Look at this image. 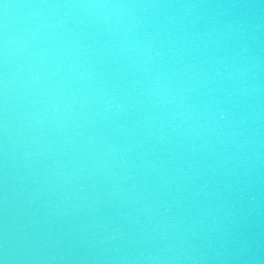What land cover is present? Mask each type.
<instances>
[{
  "label": "water",
  "instance_id": "water-1",
  "mask_svg": "<svg viewBox=\"0 0 264 264\" xmlns=\"http://www.w3.org/2000/svg\"><path fill=\"white\" fill-rule=\"evenodd\" d=\"M4 2L10 53L35 32L79 69L10 85L0 236L28 233L37 259L5 264H264V8ZM209 89L231 94L230 129L199 128Z\"/></svg>",
  "mask_w": 264,
  "mask_h": 264
},
{
  "label": "clouds",
  "instance_id": "clouds-1",
  "mask_svg": "<svg viewBox=\"0 0 264 264\" xmlns=\"http://www.w3.org/2000/svg\"><path fill=\"white\" fill-rule=\"evenodd\" d=\"M154 0H41L37 7H64V8H79L85 11L92 10H107V9H125L135 8L138 6L148 7ZM181 6L186 8L196 7H220L221 4H212V0H179ZM0 5L4 10H8L10 5L0 0ZM231 8L243 7H259L264 8V0H228L226 5ZM110 17L104 16L103 23H109ZM62 23V22H61ZM236 26L242 28L244 21L242 19L236 20ZM31 37L34 47L32 49L19 48L15 53H10L9 43L10 38L6 33L0 34V132H3L5 141L7 140L8 131V100L10 85L16 82V74L22 73L20 82L23 85L39 84L47 80L51 76H61L62 74L77 72L78 66L74 63V58L66 53L63 48H57L55 45L50 49L47 45V38H38L35 32L27 33L23 37H12L13 40H27ZM40 45H43L42 47ZM242 52L247 51V47L241 48ZM17 55V59H22L24 63H18L15 69H10L9 55ZM159 54V53H157ZM231 75V73H228ZM89 79L92 78V73H88ZM58 86L57 82H53L48 86V95H51V88ZM215 90L209 89L206 93V100L203 102V112L200 114L198 122L199 128L207 133H215L218 130L231 128L233 123V113L228 105L231 102V94L227 93L225 97L215 96ZM112 96H108L105 102V108L110 107ZM119 107V105H117ZM55 163V161H53ZM237 196L243 193L242 188L236 189ZM248 199H254L249 195ZM27 205L31 206L32 199L27 200ZM111 238V237H110ZM163 239V237H161ZM103 241H101L102 243ZM226 243L229 241L226 240ZM34 243L32 237L25 233L19 237L18 243L15 247L10 246L7 236H0V264H5V261H17L21 259H37L35 255L30 252V244ZM59 243V241H57ZM81 243H85L81 241ZM20 250H23L27 255H21ZM151 257V253H149ZM159 259V257H151ZM193 260H210L213 257H189ZM49 259L63 260L64 256H52ZM95 259V257H92Z\"/></svg>",
  "mask_w": 264,
  "mask_h": 264
}]
</instances>
